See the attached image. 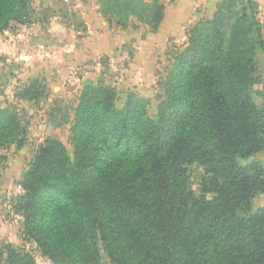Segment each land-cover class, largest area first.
Returning <instances> with one entry per match:
<instances>
[{
	"label": "trees",
	"instance_id": "obj_1",
	"mask_svg": "<svg viewBox=\"0 0 264 264\" xmlns=\"http://www.w3.org/2000/svg\"><path fill=\"white\" fill-rule=\"evenodd\" d=\"M29 1L0 0V33L29 18ZM101 10L118 26L134 16L156 32L165 5L102 0ZM110 47L92 57L118 50ZM258 50L264 32L254 0H222L212 19L188 30L156 119L136 93L120 109L115 88L86 83L73 152L49 138L24 171L20 209L39 251L56 264H264V207L252 209L264 195ZM37 87L24 96L38 98ZM14 126L0 110V131ZM196 164L199 195L188 175ZM0 264L36 261L6 245Z\"/></svg>",
	"mask_w": 264,
	"mask_h": 264
},
{
	"label": "rangeland",
	"instance_id": "obj_2",
	"mask_svg": "<svg viewBox=\"0 0 264 264\" xmlns=\"http://www.w3.org/2000/svg\"><path fill=\"white\" fill-rule=\"evenodd\" d=\"M44 9L36 0H30L29 18L21 23L12 22L9 29L0 33V110H7L17 122V126L0 131V251L12 245L33 255L36 264H56L44 256L26 234L25 216L20 209V200L25 195L24 171L49 138L60 140L73 152L70 128L79 95L88 82L115 88L120 109L128 94L136 93L146 101L150 116L156 119L165 96V83L186 39L176 42L170 39L165 46L153 48L148 53H140L131 45L120 47L113 61L102 62L104 58H101V62L87 65L76 62L74 57L64 58V50L56 47L54 53L44 52L49 40L37 36L39 31L44 32L45 26L39 23L43 20ZM123 52L130 57L122 64L117 63L115 59L120 61ZM34 82L38 84L35 93H39V97L30 100L24 93ZM255 88L260 92L259 87ZM255 100L259 107H264V96L256 94ZM257 158L264 165V153ZM188 175L192 189L201 194L203 168L192 165ZM262 207L264 195L253 201L252 209L256 211ZM104 263L111 264L106 258Z\"/></svg>",
	"mask_w": 264,
	"mask_h": 264
},
{
	"label": "crops",
	"instance_id": "obj_3",
	"mask_svg": "<svg viewBox=\"0 0 264 264\" xmlns=\"http://www.w3.org/2000/svg\"><path fill=\"white\" fill-rule=\"evenodd\" d=\"M36 1L38 6L45 8L43 20L39 21L45 26L44 32L39 31L37 34L49 40V47L44 52L51 54L56 48L62 49L64 58L74 57L76 62L91 65L94 61L101 62V58L92 56L110 46L119 49L122 44L125 46L121 47L131 45V48H137L140 53H148L153 48L157 50L160 46H165L170 39L175 42L186 39L188 30L195 23L214 17L222 0H174L172 4L165 5L164 19L156 32L134 16L130 18V27L129 24L126 28L116 25L110 15L103 14L102 0ZM254 3L264 32V0H254ZM61 39L66 44L60 43ZM117 54L118 50L108 51L102 62L113 61ZM257 54L261 73L260 83L256 87L264 94V50H258Z\"/></svg>",
	"mask_w": 264,
	"mask_h": 264
},
{
	"label": "built area",
	"instance_id": "obj_4",
	"mask_svg": "<svg viewBox=\"0 0 264 264\" xmlns=\"http://www.w3.org/2000/svg\"><path fill=\"white\" fill-rule=\"evenodd\" d=\"M158 1H160V2L163 3L164 5H170V4H172V3L174 2V0H158ZM123 53H124V52H123ZM124 56H125V57H124ZM119 57H121L120 61H119V58L115 59V61H116L117 63L122 64L123 61H124V59H128L130 56H129V53H124V54L120 55ZM122 57H124V58H122ZM113 59H114V58H113Z\"/></svg>",
	"mask_w": 264,
	"mask_h": 264
}]
</instances>
